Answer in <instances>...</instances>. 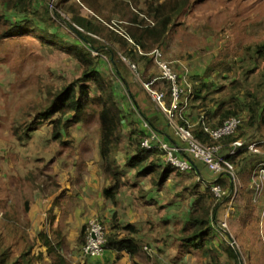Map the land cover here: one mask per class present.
I'll use <instances>...</instances> for the list:
<instances>
[{
    "label": "rangeland",
    "instance_id": "obj_1",
    "mask_svg": "<svg viewBox=\"0 0 264 264\" xmlns=\"http://www.w3.org/2000/svg\"><path fill=\"white\" fill-rule=\"evenodd\" d=\"M49 1L53 9L60 11L68 21H72L74 12L79 11L78 6L68 7L63 0ZM128 1L139 12V21L147 25L154 24L149 8L152 1L155 5L176 2L185 13L175 19L163 42L154 43L149 40L150 48L146 57L141 58L140 52L136 60H131L128 55L130 47H120L114 39L116 35L108 41L118 50L126 64L122 71L129 90L117 74L109 71L111 64L108 58L100 56L106 80L115 85L129 115L125 120L121 152L129 151L127 136L131 118L138 120L142 130L148 131L151 128L133 104L131 95L147 114L157 111L165 116L161 120L170 121V117L164 114L159 102L152 97L146 86L161 76L158 59L152 54L155 49L160 50L161 59L168 62L180 76L182 89L192 87L195 92L200 88L206 98L196 102L193 97L189 107L186 105L180 110L178 108L179 111L173 117L176 122L181 117L179 115L183 114L195 126L200 116L218 109L223 101L226 102L224 108H232L235 105L231 101L232 96L248 100L247 92H253L263 97V63L251 59L247 47L264 43V0H186L185 8L183 0ZM35 4L39 9L43 6L41 0H36ZM119 4V13L113 16L108 28L124 35L126 22L120 18L123 4ZM80 12L84 16H93L88 8H82ZM53 24V28L65 27V32L71 34L65 24L58 21ZM104 33L108 36L106 38H111L109 29ZM66 38L70 39L69 36ZM106 38L100 37L102 41H107ZM81 71L82 67L69 52L51 50L39 39L28 36L0 38V239L3 238L5 246L11 245L14 256L20 255L28 244L24 237L33 240L42 229L52 231L51 214L55 212L50 213V208L55 195L51 192L56 187L49 176L55 177L61 184L56 194L67 189L75 195L79 190L83 192V197L92 192L91 197H94L95 191L84 188V181L94 180L92 174L86 180L88 166L92 161L99 165V123L91 119V123L81 121L73 124L68 133L64 129L62 143L53 138L54 125L50 120L34 125L33 117L26 114L35 101L44 97L46 86H61L65 81L78 77ZM157 81L153 89L165 94V103L173 100L168 84L163 79ZM66 118L71 119L68 116ZM216 121L212 117L208 120L210 123ZM29 124L32 129L27 135L24 132ZM262 132L264 135V126ZM258 139L255 137L248 142L260 143L256 146L259 150L257 153L264 158V137ZM120 156L118 164L121 174L130 186L121 187L122 193L111 221L94 217L88 223L98 219L106 227L107 233L122 235L128 232L125 225L132 224L136 228L135 235L145 240L154 255L151 264H210V258L202 250H184L177 238L195 208L196 199L205 190V181H212L215 176L203 166H200V172L175 170L159 186L154 183L155 175L137 176L134 169L124 166L125 155ZM153 160L166 164L162 153L154 155ZM258 160L262 159L259 157ZM254 170L253 165L247 170H241L235 165L236 178L229 179L234 187L233 192L228 195L226 189V194L218 196V201L222 200V203L217 221L212 222L215 228L213 245L221 248L222 245L233 244L240 253V264H264V176L253 177ZM29 173L34 175L33 180L28 177ZM115 180L106 176L103 177V184L114 185ZM70 197L66 195V204L71 200ZM207 200L209 202L210 198ZM124 204H128L127 207ZM83 207L80 205L78 208L82 210L81 214L86 210ZM62 212L61 215H65L66 212ZM77 216L73 213L76 218L68 222L65 217L61 223L66 240L62 252L69 264H89L91 258L101 257L106 251L97 257L83 255L85 243L81 244L79 238L85 220H82L84 216ZM38 251V248L34 249L32 255H37ZM220 254L226 264H236V260L225 251L220 250ZM31 264H49V261L36 257ZM130 264H135L132 258Z\"/></svg>",
    "mask_w": 264,
    "mask_h": 264
},
{
    "label": "trees",
    "instance_id": "obj_2",
    "mask_svg": "<svg viewBox=\"0 0 264 264\" xmlns=\"http://www.w3.org/2000/svg\"><path fill=\"white\" fill-rule=\"evenodd\" d=\"M35 2L36 0H0V38L28 36L32 39H39L41 43L47 45L51 50L69 52L78 61L82 71L78 77L65 81L61 86H46L45 93H43L44 97L35 101L26 114L33 117L34 125L41 121L50 120L54 125L53 138L62 143L64 142V129L68 133L69 128L73 124L81 121L89 123L91 119H95L100 125L101 132L99 166L106 176L116 179L114 185L103 189V194L115 200L121 187L125 185L119 167L120 163L118 164V162L122 153L125 120L129 115L122 105V98L115 85L106 80V73L101 67L100 56L103 55L108 58L111 64V70L109 71L117 74L129 90L128 81L122 71L126 64L120 57L118 50L109 43L110 40L116 35L114 39L120 44V47L125 49L130 47L128 55L131 60H136L140 52L141 58L146 57L147 50L150 48L149 40L154 43L163 42L175 19L180 14L185 13V11L176 2L170 1L169 3L155 5L152 1L149 3V8L154 17V24L147 25L139 21V12L133 9V5L128 0H63L69 5L68 7L73 5L79 7V11L74 12L72 21H68L62 16L60 11L56 8L53 9L49 0H41L43 2L41 9L36 6ZM118 2L123 4L120 11L122 17L120 18L126 22L124 35L119 34L110 27L108 28L113 16L119 13L117 8L121 5ZM186 4L187 1L183 0L182 5L184 8ZM82 8H88L93 12V16H84L80 12ZM55 21L65 24L71 34L65 32V27L60 29L53 28ZM106 29H109L110 39L105 36L104 32ZM67 36L73 40L66 38ZM100 37L106 38L107 41H102ZM247 52L251 54L249 57L254 59L255 62L262 61L264 68V43L248 46ZM151 81L147 83L151 88L158 84V81L154 83ZM163 81L168 84L171 96V82L165 79ZM180 81L181 78L179 76ZM193 97L196 102L206 99L202 95V89L198 88L194 92L192 87H186L182 92L179 110L186 105L189 107ZM247 97L248 100L247 98L246 100H241L240 97L232 96L231 101L235 102L232 108H224L226 102H221L218 109L210 110L206 115L200 116L195 126L187 120L185 115L182 116L183 114L179 115L181 117L177 119V123L189 127L192 133L202 141L214 143V139L205 131V127L217 128L226 119L232 116H241L242 125L237 132L221 139V143L224 144L223 153L227 154L230 145L234 141L241 139L245 142V146L240 147L236 154L228 155V159L241 170H247L250 165L255 168L260 163L264 164V158L246 146L251 139L257 137L259 141L261 137H264L262 132V127L264 126V95L261 98L253 92H247ZM131 99L133 104L138 107L140 115L146 118L151 129L144 131L138 124L137 119L131 118L129 120L130 130L127 136V149L129 151L125 152L124 166L134 169L137 172V176L155 175L156 181L154 180V183L162 186L168 180L170 173L177 169L168 163H156L153 160L154 155L159 153L163 155V150L158 147L147 148L143 146V140L150 135L152 129L157 131V124H162L167 130L171 128L172 132L171 134L168 132V134L172 139L176 140L177 137L170 121L161 120V117H165L163 113L156 111L147 114L139 107L133 95H131ZM165 105L170 107L172 100H168ZM179 110L175 111V115ZM244 113L246 114L243 117L242 114ZM67 116L71 117V119L66 118ZM211 117L216 118L217 121L214 123L208 122ZM31 124L27 125L24 134L28 135L31 132ZM17 131L19 132V130ZM259 157L263 161L258 160ZM200 168V165H197L196 171H199ZM28 177L30 180L34 179L33 174L29 173ZM49 177L50 180H53L52 183L56 187L51 192L52 195H55L54 202L50 208V213H53L54 207L61 204L67 193L61 190L56 195L57 190L61 189V184L55 177ZM204 184L205 190L196 199L195 208L190 212L188 220L182 228L181 235L177 239L182 243L181 247L184 250H202L210 258V264H226L220 256V250L233 257L236 260V264H240V253L233 244L222 245L220 248L214 246L212 240L215 232L212 222L217 221L218 209L222 203V200L218 201L219 197L215 194L213 185L220 184L225 194L227 192L226 189H228V195H230L234 189L233 184L226 175L215 177L212 181L207 180ZM208 198H210L209 202ZM51 215L50 225L52 231L49 233L46 229H42L35 235L33 240L29 239L28 236L24 237V239L28 240V244L18 256L13 255L11 245L5 246L3 238L0 239V264H31L36 257L46 258L49 264H69L68 259L62 252V248L66 245L62 228L59 225L55 226L56 216L54 214ZM115 223L117 224V222ZM88 228L89 223H85L82 227L79 238L81 244L86 242ZM125 228L128 232L124 235L116 232L106 233L105 249L117 252V261L122 258V253L125 251L134 260L135 264H151L154 261V255L145 240L141 236L135 235L136 228L132 224H126ZM36 248L39 249L38 254L32 255V251ZM79 264L83 263L80 262Z\"/></svg>",
    "mask_w": 264,
    "mask_h": 264
},
{
    "label": "built area",
    "instance_id": "obj_3",
    "mask_svg": "<svg viewBox=\"0 0 264 264\" xmlns=\"http://www.w3.org/2000/svg\"><path fill=\"white\" fill-rule=\"evenodd\" d=\"M152 54L155 55L156 60L161 68V76L154 78L151 82L154 83L159 79H165L172 84V105L167 107L164 103V93L158 92L146 84L152 97L159 102L161 108L170 117V123L174 130L175 136L181 143L171 142L165 138H161L157 132L153 129L150 135L143 140V146L147 148H161L166 159V163L171 164L179 171H193L196 170L198 164L209 170L215 177L222 175L228 176L229 179L234 180L236 178L234 163L228 159V155L236 154L240 147L245 146V142L241 139L234 141L229 149L228 153L224 154V144L221 143V139L235 134L239 127L242 125L241 116H232L226 119L222 125L217 128H211L206 126L205 131L208 132L214 139V143L204 142L196 137L189 127L180 125L173 120L175 111L179 108L180 99L182 96V86L179 82L178 74L173 70L168 62L161 59V52L155 49ZM151 83V84H152ZM151 129V128H150ZM257 144L251 143L246 147L254 152L259 151ZM264 176V164L260 163L255 167L253 172L254 176ZM213 190L217 196H221L225 193L220 184H214ZM225 226V224H223ZM107 229L98 219L91 220L89 222L88 236L83 246V255L87 257H97L105 252Z\"/></svg>",
    "mask_w": 264,
    "mask_h": 264
},
{
    "label": "crops",
    "instance_id": "obj_4",
    "mask_svg": "<svg viewBox=\"0 0 264 264\" xmlns=\"http://www.w3.org/2000/svg\"><path fill=\"white\" fill-rule=\"evenodd\" d=\"M150 116V115H149ZM157 131L154 130L159 134L161 138H165L171 142L181 143L180 140L176 138L172 139L170 137V130H167L162 124H157ZM169 132V134H168ZM121 155H125V152H122ZM200 166H203V164H198ZM204 167V166H203ZM90 174L94 176V180H87L90 177ZM103 177H106L102 171V169L99 167L98 164H95L94 161L88 166V176H86V182L84 181L85 187L88 190L95 191L94 197H91L93 194L92 192L86 193V197H83V192L77 190L76 192L78 194H73V192L69 193V190H63L66 191L68 197L71 196V200H68V204H66L65 199L61 202V204H58L54 207V215L56 216V223L57 225L61 226V223H63V220L66 216L68 219V222L70 220H73V213L74 215H78L77 217L84 216L82 220H85V223H88V221L94 217H98L100 219L105 218L106 220L111 221L113 218V215L115 214V211L117 210L116 204L119 202V197L121 196L122 190L120 189L119 193L117 194V197L115 200L104 196L103 189L112 186V184H108L104 186ZM102 181V183H101ZM124 181V180H123ZM125 182V187L130 186ZM104 183V184H103ZM124 192V191H123ZM126 193V192H124ZM87 194H90L89 196ZM58 195V194H56ZM127 194H125L126 197ZM78 197V199H75ZM55 199V197H54ZM54 202V200H53ZM52 202V203H53ZM84 206L83 209H86L83 214L82 210H78L79 206ZM128 204H124L125 207H127ZM124 208V207H122ZM61 210L65 213V215H61ZM62 212V213H63ZM84 223V224H85ZM56 225V226H57ZM62 228V226H61ZM50 233V232H49ZM64 237L65 234L63 233ZM118 256L117 252H114L112 250H106V252L101 256L97 258H91L90 261H88L89 264H130L131 258L127 252L122 253V258L117 261L116 258Z\"/></svg>",
    "mask_w": 264,
    "mask_h": 264
}]
</instances>
